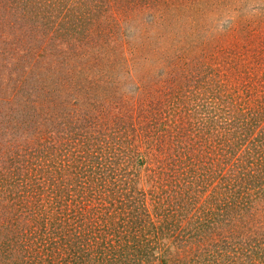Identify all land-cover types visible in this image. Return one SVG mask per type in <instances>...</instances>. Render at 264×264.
I'll return each instance as SVG.
<instances>
[{"label": "rangeland", "instance_id": "1", "mask_svg": "<svg viewBox=\"0 0 264 264\" xmlns=\"http://www.w3.org/2000/svg\"><path fill=\"white\" fill-rule=\"evenodd\" d=\"M249 106L259 118H243L264 130V0H0V197L31 198L56 216L55 198L63 201L83 174L94 179L96 166L110 165L116 181L86 198H100L93 210L104 218L99 224L116 228L131 215L142 222L145 209L155 220L169 196L184 195L191 203L180 215L174 206L168 224L181 231L164 230L144 264H198L208 243L223 241L221 261L249 249L264 264V192L254 194L257 186L242 214L229 211L203 236L183 238L217 199L243 194L237 178L230 181L241 175L234 161L247 177L264 170V137L253 131L258 165L246 161L254 146L243 142L238 156L226 157L230 176L207 174L210 157L220 162L222 142L231 143L238 128L241 119L230 113ZM210 116L232 125L218 128ZM28 224L40 228L42 221ZM51 239L48 233L41 246L28 243L26 252L23 235L0 230V264H131L132 254L120 251L81 261L82 238L68 236L63 247L48 245ZM67 246L77 250L72 263Z\"/></svg>", "mask_w": 264, "mask_h": 264}, {"label": "trees", "instance_id": "2", "mask_svg": "<svg viewBox=\"0 0 264 264\" xmlns=\"http://www.w3.org/2000/svg\"><path fill=\"white\" fill-rule=\"evenodd\" d=\"M248 89L249 91H252L253 89H255V87L252 85V87L250 88L248 87ZM246 90H247V86L245 87V91ZM252 102L254 104L257 103V101L255 100H252ZM242 103L243 100L238 102L237 105L238 106L240 105L242 107ZM254 108L256 107L249 106L248 108H244L247 111V113H244L243 109L240 112H238V114L237 112L230 113L231 119H234V116L237 115L239 116V119L245 121L242 123L241 120H235L234 125H236L238 128L233 127L234 132L232 134L231 143L229 142L228 145L225 146V142L227 140L226 139L225 142L224 141L222 142V147H220L222 150L223 158L220 157L221 151L219 150L215 151L214 154L215 160H217V158L220 157V162L213 163L210 155H208V158L210 157V162L208 163L207 174L208 176L212 177L210 180L213 179V176L214 177L216 176L218 180H222V177L224 178L225 176L226 177L230 176L228 174L232 173L230 171L233 165L230 162H228L226 157L228 154H230L231 156L233 155L238 156L237 151L239 150V147L242 145L243 142H245L244 144L245 146H247V148H248V144L254 146L253 152L249 153V155L247 156L248 160L246 161L249 164H252V166L254 164L258 165L261 162L262 153H260L261 150H259V148L258 149L255 148L256 141H255V137L253 136V131H255V133H257L262 138L264 137V130L260 128L258 129L253 128V126L255 125H253L254 120L251 122L252 120L251 118L248 117H247L248 119H246V117L243 118L244 117L243 115H247V114H249V116L259 118L257 116L260 115L259 114L260 112L256 111ZM233 114L235 115L233 116ZM210 117L211 118L209 119L208 123L215 125L218 128H220L222 121L225 122L226 125H230V126L232 125L231 120L230 119L227 120L226 117L223 118L218 117V119L216 118V116H210ZM206 124L202 123L201 127H205ZM193 129L196 130V128ZM199 134L205 135L206 132H200ZM262 141L264 142V139H262ZM170 160H173V158H171ZM234 163L237 165L241 175L231 178L230 181H232L231 184H233L237 178V180L241 184V186L238 184L237 186L239 187V189L242 187L243 194L240 195L239 193L238 194L236 193L234 195V193H232L230 195L224 196L221 199H217L216 203L214 204V206H212L211 210H207L209 213H206V215L201 214V216L198 217V221H199L198 226L196 225L192 226L186 223L183 224V230L185 229L184 226L189 225V227L187 228V233L189 235L187 233L183 234L185 235V237H183L184 239H186L187 237L190 238V236L192 238L203 236L206 230L208 231L212 228L213 222L215 224L217 221H219V218L221 219L226 218L229 211H234V213L242 214V211L239 208L242 207V209H244L245 207L244 204L246 205L247 204L246 202L249 199L252 200L251 197L253 195V192L250 191L252 189V186H257L256 189H258L254 192V194H256L258 191L264 192L263 191L264 170H262L263 172L260 171L261 175H255V176L249 175L247 177L246 176L247 174H244L245 170L243 165L238 164L237 161H234ZM160 169H162V165ZM96 170H101V171L96 172L97 178L96 176H93L94 179H90L87 175L85 176V174H83L82 178L79 180L80 182H78L75 185L77 189L74 194H72L71 196L68 195V197H64L63 201L62 198L59 197L55 198V201L53 202L54 204L52 206L54 208V212L57 214L56 216H51V214H49V211L45 213L43 209L46 206L43 205L42 202L40 206L35 207V204L37 203H34L31 198H27L23 196L16 198L15 195L11 197L9 200H7L3 196H1L0 216L2 217H0V220L2 222L0 224V228H1L0 230L4 232L6 231V235L10 232L13 235H17V237L23 235V237L25 238L24 241L26 243L24 251L26 252H29L28 243L35 244V241L37 240V247L41 246V244L44 243L43 241L48 233H50V236L55 235L56 237V239H51L48 245L63 241L65 240L66 237L68 236L71 237L73 235L74 238L77 237L82 238V242H83L81 246L82 249L79 251L81 252V256H77L81 259V261L84 260L87 262L92 260L99 261V257L101 255L102 256L113 255V254L119 255L120 254L119 251H120L121 254L122 253L132 254L131 264L146 263L145 259L147 257L145 256H148V253L151 251L150 248H153V246H155L156 243L158 242L161 243L160 241L161 234L163 232H166L164 230H169V236L172 235L173 233H176L174 232V230L176 229L178 232L181 231L179 227L168 228L169 227L168 224H170L169 216L170 214L173 213L174 206H177L179 208L177 214L180 215L181 208L182 209L186 208V205L190 204L191 200L188 199L187 201H185V196L182 194H180V196H169L170 199L166 201L163 207L160 206V209L156 212L155 220H153V212L152 214H150L145 209L146 217L143 218L139 216V219H141L142 222L132 223L131 219L137 220V218L136 216L131 215V218L129 217L130 219L129 224L127 223V218H125L124 221L126 224H119L118 226H116V228L110 226L108 227V225L99 224V221L104 218L98 219L93 212L95 207L102 205L99 196L96 197L99 198L98 203L90 202L86 197L87 194L91 195V197L95 196L96 192L105 190L106 188H108L107 186L109 184L116 181L115 178L111 177L114 175L115 170L110 165L96 166ZM161 174H165V173H161ZM165 175L168 181H173V176L171 174L170 175L165 174ZM247 178H249L248 179L249 182H247ZM242 179H245L244 182L242 181ZM89 180H91V182H89ZM24 183L23 185H26ZM57 192L59 193V191ZM57 192L55 195H59L57 194ZM78 197H80V200ZM172 200L175 202V204L172 203ZM61 201H62V205H61ZM105 203H109V202L104 201V204ZM61 206H65L66 211L63 208H61ZM39 208H43L41 212ZM39 213H41V216H39ZM174 216H176V214H174ZM178 219L180 220V218ZM32 221L35 223L42 221L40 228H38L35 225L28 224V222H32ZM176 221L177 220L175 219V221L171 223L174 224ZM30 227H33L35 229V231L32 232V234H30L29 232ZM262 239H264V236H262ZM64 242L65 241L60 243V247L61 246L63 247V245L66 244ZM225 242L226 241L217 242L216 244H214L215 242L208 243L207 247L209 248L208 249L206 247L203 248V249H207L204 251L206 252V255L204 258H202V261L198 262V264H255L254 261L250 259V257L255 258V256L253 255V252L249 249H245L244 254L241 255L242 257H239L238 255L231 256L228 262L221 261L224 258L223 252L225 251L222 250L223 247L221 245H224ZM75 251L77 250L73 246H67L66 248H64L63 252H65L68 255L67 263H72L71 257L74 256L73 252ZM0 254L2 255V252ZM260 256L261 257L264 256V251L260 252ZM108 259L110 258L107 257V260ZM15 263L16 261L13 262V264Z\"/></svg>", "mask_w": 264, "mask_h": 264}]
</instances>
